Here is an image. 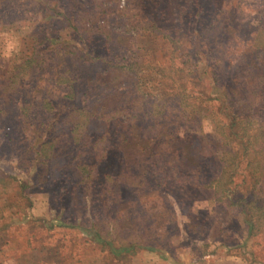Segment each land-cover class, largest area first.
I'll return each mask as SVG.
<instances>
[{
    "label": "rangeland",
    "instance_id": "374dc122",
    "mask_svg": "<svg viewBox=\"0 0 264 264\" xmlns=\"http://www.w3.org/2000/svg\"><path fill=\"white\" fill-rule=\"evenodd\" d=\"M0 264H264V0H0Z\"/></svg>",
    "mask_w": 264,
    "mask_h": 264
}]
</instances>
